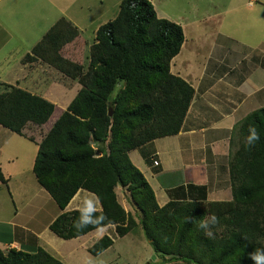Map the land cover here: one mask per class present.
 Instances as JSON below:
<instances>
[{
  "label": "trees",
  "instance_id": "obj_1",
  "mask_svg": "<svg viewBox=\"0 0 264 264\" xmlns=\"http://www.w3.org/2000/svg\"><path fill=\"white\" fill-rule=\"evenodd\" d=\"M78 36L70 22L60 19L32 49V56L24 58L42 61L81 87L37 144L32 172L62 212L50 232L68 241L114 226L119 238L126 236L137 224L118 203L115 189L120 187L141 213L139 225L158 264H254L250 254L264 249V108L235 128L240 146L228 163L231 201L206 202L204 189L190 186L189 192L201 193L198 199H172L159 207L128 153L176 136L182 128L194 96L187 82L170 73V63L184 42L182 28L158 18L147 0H122L116 17L96 31L87 67L61 55ZM54 110L38 96L0 85V126L30 142L34 138L25 135L27 128H42ZM250 126L260 140L248 149L245 137ZM0 181L4 182L1 176ZM79 190L96 197L101 210L94 215L103 213L105 219L77 231L73 223L80 211L64 210ZM209 213L219 220L213 239L196 227ZM112 245L104 236L88 253L96 257ZM0 264L62 263L42 249L34 253L9 249L0 250Z\"/></svg>",
  "mask_w": 264,
  "mask_h": 264
},
{
  "label": "crops",
  "instance_id": "obj_2",
  "mask_svg": "<svg viewBox=\"0 0 264 264\" xmlns=\"http://www.w3.org/2000/svg\"><path fill=\"white\" fill-rule=\"evenodd\" d=\"M246 1L250 10L254 7L255 9L264 7L258 0ZM27 5L30 9H27ZM47 5H51V0H19L16 8L21 7L25 11L24 17H19L21 26H27L32 22L29 18L31 13L34 15L38 11L42 12ZM59 6L55 15L41 18V21L49 24L46 27L48 31L60 19L70 22L77 29L79 36L71 45L68 44L62 49L61 55L64 59L78 64L77 61L70 59L68 53L79 54L80 47H83L82 65L87 67L89 48L95 42V33L99 27L94 31L93 40L90 43L86 42L80 29V25L85 26L80 20L84 9L81 7L80 10L68 14V6L63 1ZM74 12L77 13L76 17L73 15ZM216 19L217 15L207 14L206 18L198 23L206 25L207 22H214ZM32 24L34 26L35 22ZM35 27L38 28L37 25ZM5 31L0 24V44ZM42 38L43 36L39 35L35 43H31L29 37L18 38L13 43V47H10L8 56L0 60V85L18 88L50 102L55 107L48 124L42 128H27L28 132L25 131L26 136L34 138V142L0 126V176L4 181H0V188L5 191V194L0 192V250L4 252L15 249L34 253L37 249H42L62 264H82L77 259L79 251L88 253V249L104 236L109 237L114 244L111 233L116 234L114 226H107L82 237L65 241L57 238L49 230V226L62 212L38 185L32 172L37 144L67 109L81 87L77 81L70 80L40 60L24 61L26 56H32V49ZM23 40L30 41L28 47H21L25 45ZM190 42L192 43L191 39ZM187 43L184 35L180 52L170 63V73L183 79L194 90L191 105L179 134L154 140L144 145L142 149L128 153L131 163L142 173L153 190L159 207L165 206L172 199L187 200L188 185L203 188L206 202L231 201V188L227 187L230 135L247 115L264 108V104L258 106L261 102L264 103V55H261L260 68L250 73L249 67H245L241 58L225 52L221 47L215 45L208 50L207 56L203 57L200 55V48L195 49ZM4 47L5 45L0 47V52L7 49ZM184 51L191 60L185 67L180 68L176 62ZM231 90L238 92L237 102L234 98L222 99L224 93ZM244 95H247L249 105L252 107L256 103L258 109L253 111L249 109V105L244 104ZM38 132L41 134L39 140H37ZM131 154L135 156L136 163L131 159ZM208 156L212 161L207 159ZM219 157L220 163L216 161ZM154 161L157 162V166L153 165ZM222 166L225 168L224 175L226 172L227 176L219 178L218 169ZM198 168H202L205 173L202 179ZM174 173L183 174L180 186L169 187L168 180L159 181L166 174ZM151 182L156 184L157 190ZM164 185L166 186L162 187ZM191 193H193L192 189ZM198 194L200 197L201 193ZM90 205H95L96 212H100V204L96 197L79 190L64 212L86 211L87 206Z\"/></svg>",
  "mask_w": 264,
  "mask_h": 264
},
{
  "label": "rangeland",
  "instance_id": "obj_3",
  "mask_svg": "<svg viewBox=\"0 0 264 264\" xmlns=\"http://www.w3.org/2000/svg\"><path fill=\"white\" fill-rule=\"evenodd\" d=\"M64 2L68 6V14L72 11L84 9V14L80 19L85 23V26L80 25L82 31V37L86 42L90 43L93 40L94 31L97 27L112 21L117 13L119 1L121 0H51V5H47L42 12H36L34 15L31 13L29 17L32 22H29L27 26H21L19 17H24L25 11L21 7L16 6L19 4V0H2L0 2V24L3 26L5 35L0 47L7 48L0 52V60L8 56L10 47H13V43L18 38H23L35 43L38 41V36H44L48 30L46 27L48 23L41 21V18L50 17L55 15V11L60 8L59 3ZM154 8L156 14L160 19L170 21L180 26L184 32L187 44H190L195 49L200 48L203 57L207 56L208 50L216 47H221L225 52L233 53L241 61L244 62L245 67H249L250 73L256 68H260L261 55H264V7L259 9L254 7L250 10L247 8L246 0H147ZM263 6L264 0H258ZM16 3V5H15ZM18 3V4H17ZM27 9L30 6L27 5ZM207 14L217 15L216 21L207 22L206 25L199 24L206 18ZM73 15L76 17L77 13ZM158 17V18H159ZM35 22L33 26L32 23ZM196 22V23H194ZM10 23V24H9ZM26 31V32H25ZM192 40V43L190 42ZM24 41V40H23ZM30 41L25 42V45L21 47H28ZM23 43V44H24ZM3 45V46H2ZM177 60V65L182 68L191 60L187 57L184 51ZM83 47H80L79 54L76 52L71 53L70 59L77 61L78 64L83 62ZM84 63V62H83ZM71 82V81H70ZM238 92L228 91L223 95V100L227 98H234L237 102ZM244 104L249 105L250 101L247 95H244ZM264 104L261 102L260 105ZM256 103L254 106H248L249 109H258ZM36 136V134H35ZM39 140L41 138L40 132L37 133ZM230 143V154L228 157V163L234 158V154L239 150L240 141L237 131L231 133L228 144ZM131 159L136 163L135 156L131 154ZM210 160V156L207 157ZM221 158L216 160L220 163ZM212 161V160H210ZM202 167V166H200ZM229 167V166H228ZM144 169V168H143ZM201 174V179L205 176L202 168L197 169ZM222 166L218 169L219 178L226 177L227 173ZM145 172V170H144ZM181 173L166 174L161 177L159 181H167L170 187L181 183ZM227 187L231 188L230 175ZM148 179V174L146 173ZM228 178V177H227ZM154 189L157 190V186L154 182H151ZM166 185L162 186L165 187ZM191 185L186 187V191L190 190ZM181 188V187H180ZM177 188V189H180ZM0 192L5 194L3 188H0ZM176 189V190H177ZM3 190V191H2ZM118 196V203L122 206L126 213H128L137 224V227L126 236L119 238L117 235L111 233V237L114 239L112 248L103 252L100 256L94 257L84 251L77 253V259L82 264H152V260L160 263V259L153 255V251L150 244L145 239L142 229L139 225L141 219V213L137 209L134 202L131 200L129 193L126 190H122L120 187L115 189ZM198 193L189 192V198L184 200L189 202L190 199H198ZM158 197L160 193L158 192ZM76 242H74L75 244ZM72 246V245H71ZM5 252V251H4ZM167 258V257H165ZM167 264H182V262H172Z\"/></svg>",
  "mask_w": 264,
  "mask_h": 264
},
{
  "label": "clouds",
  "instance_id": "obj_4",
  "mask_svg": "<svg viewBox=\"0 0 264 264\" xmlns=\"http://www.w3.org/2000/svg\"><path fill=\"white\" fill-rule=\"evenodd\" d=\"M260 140V135L255 127L248 128V134L245 137V147L250 149L255 146V144ZM95 205L87 206V210H81L80 216L77 220L74 221L73 227L79 231L89 225L100 224L105 216L103 213L96 216ZM189 223L193 221L192 218L187 217ZM219 223L218 217L215 214L209 213L206 217L199 220L196 223L197 230L202 231L204 236L208 239L214 238L213 228ZM250 259L254 261V264H264V249H257L255 252L250 254Z\"/></svg>",
  "mask_w": 264,
  "mask_h": 264
},
{
  "label": "built area",
  "instance_id": "obj_5",
  "mask_svg": "<svg viewBox=\"0 0 264 264\" xmlns=\"http://www.w3.org/2000/svg\"><path fill=\"white\" fill-rule=\"evenodd\" d=\"M153 165H154V166H157L158 164H157V162L154 161V162H153Z\"/></svg>",
  "mask_w": 264,
  "mask_h": 264
},
{
  "label": "water",
  "instance_id": "obj_6",
  "mask_svg": "<svg viewBox=\"0 0 264 264\" xmlns=\"http://www.w3.org/2000/svg\"><path fill=\"white\" fill-rule=\"evenodd\" d=\"M111 114H112V113H111V110H110L109 116H111Z\"/></svg>",
  "mask_w": 264,
  "mask_h": 264
}]
</instances>
